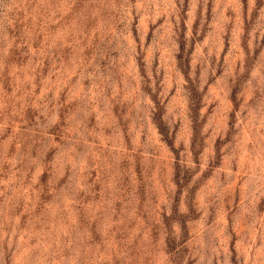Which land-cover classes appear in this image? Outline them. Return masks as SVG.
I'll list each match as a JSON object with an SVG mask.
<instances>
[{
  "label": "rangeland",
  "instance_id": "rangeland-1",
  "mask_svg": "<svg viewBox=\"0 0 264 264\" xmlns=\"http://www.w3.org/2000/svg\"><path fill=\"white\" fill-rule=\"evenodd\" d=\"M0 264H264V0H0Z\"/></svg>",
  "mask_w": 264,
  "mask_h": 264
}]
</instances>
